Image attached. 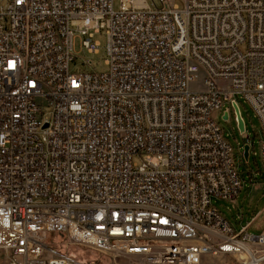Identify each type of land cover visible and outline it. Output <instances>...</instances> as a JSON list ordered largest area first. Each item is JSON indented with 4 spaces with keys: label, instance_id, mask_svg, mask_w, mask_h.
Wrapping results in <instances>:
<instances>
[{
    "label": "built area",
    "instance_id": "built-area-1",
    "mask_svg": "<svg viewBox=\"0 0 264 264\" xmlns=\"http://www.w3.org/2000/svg\"><path fill=\"white\" fill-rule=\"evenodd\" d=\"M114 1L0 0V264H264V230L212 203L243 187L217 122L237 98L264 171V0ZM101 31L105 71L72 72Z\"/></svg>",
    "mask_w": 264,
    "mask_h": 264
},
{
    "label": "rangeland",
    "instance_id": "rangeland-1",
    "mask_svg": "<svg viewBox=\"0 0 264 264\" xmlns=\"http://www.w3.org/2000/svg\"><path fill=\"white\" fill-rule=\"evenodd\" d=\"M147 4L154 8L160 6L158 0H145ZM174 3L182 7L179 0ZM119 1L115 0L113 7L119 9ZM83 37L76 34L73 38L72 55L74 61L70 63L72 72L93 71L104 72L106 66L104 60L106 38L103 31L95 33L93 40L98 42V52L90 53L82 45ZM90 62V63H88ZM93 68V69H92ZM195 82L191 83L192 88H197ZM241 116L245 123V131L240 133L236 127V121L232 109H229V119L223 120L222 113L229 106L224 105L219 113L217 122L222 129L223 136L230 144L233 150V156L237 170L243 179V187L236 199L233 201L213 199L212 203L217 207L222 216L228 221L235 232H239L244 226H247L246 232L253 235H259L264 230V171L261 170L258 157V142L261 137L259 131V122L254 116L250 107L237 98ZM244 144L249 145V155L247 161L243 158L242 148ZM135 161H140L135 158ZM252 247V245H250ZM68 253L88 261L92 264H129L131 259L128 257H113L92 250L76 246L60 245ZM200 264H233L232 259L219 253H213L203 257Z\"/></svg>",
    "mask_w": 264,
    "mask_h": 264
},
{
    "label": "water",
    "instance_id": "water-1",
    "mask_svg": "<svg viewBox=\"0 0 264 264\" xmlns=\"http://www.w3.org/2000/svg\"><path fill=\"white\" fill-rule=\"evenodd\" d=\"M231 108H232V111L235 117L236 127L240 133H243L245 131V123L241 116L239 106L237 105L235 101H232ZM222 119L228 120V110L227 109L223 111ZM242 155H243V158L247 161L248 155H249V145L248 144L243 145Z\"/></svg>",
    "mask_w": 264,
    "mask_h": 264
},
{
    "label": "trees",
    "instance_id": "trees-1",
    "mask_svg": "<svg viewBox=\"0 0 264 264\" xmlns=\"http://www.w3.org/2000/svg\"><path fill=\"white\" fill-rule=\"evenodd\" d=\"M70 255H72V256H74V257H76L74 254H72V253H69ZM76 258H78V257H76ZM78 259H80V258H78ZM80 260H83V259H80ZM83 261H85V260H83ZM85 262H87V263H89V264H92V263H90V262H88V261H85Z\"/></svg>",
    "mask_w": 264,
    "mask_h": 264
}]
</instances>
